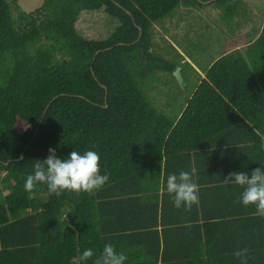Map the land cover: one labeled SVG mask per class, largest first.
<instances>
[{"label": "trees", "instance_id": "1", "mask_svg": "<svg viewBox=\"0 0 264 264\" xmlns=\"http://www.w3.org/2000/svg\"><path fill=\"white\" fill-rule=\"evenodd\" d=\"M205 1L43 0L26 12L0 0V264H81L86 248L96 264L107 243L125 264H241L233 253L245 247L247 264H264V217L235 203L240 186L223 183L264 166V19L203 76L172 44V58L154 50V24ZM210 3L232 18L244 0ZM94 10L118 23L104 38L75 26ZM177 66L185 84L198 77L171 115L145 84ZM49 148L58 158L97 151L108 183L92 194L25 191ZM192 167L199 203L177 209L167 176Z\"/></svg>", "mask_w": 264, "mask_h": 264}, {"label": "rangeland", "instance_id": "2", "mask_svg": "<svg viewBox=\"0 0 264 264\" xmlns=\"http://www.w3.org/2000/svg\"><path fill=\"white\" fill-rule=\"evenodd\" d=\"M42 2L43 0H17V4L26 12L39 7ZM180 8L173 15L164 18L159 23L160 26H154V50L166 58H172L170 43L186 56L187 61L196 66L197 71L202 70L203 66L225 52L228 45L233 44L237 37L235 29L240 28L239 25L249 11L255 13V27H260L264 19V0H244V4L232 18L226 17L220 7L211 3L189 8L187 14H182L185 8L181 12ZM164 22L166 26L163 25ZM117 24L103 10H94L81 12L75 26L83 36L100 39L106 37ZM164 29H167L165 34ZM161 36H165L162 41L159 38ZM197 77L193 74L183 87L176 76L155 71L146 81L147 95L159 110L177 115Z\"/></svg>", "mask_w": 264, "mask_h": 264}, {"label": "clouds", "instance_id": "3", "mask_svg": "<svg viewBox=\"0 0 264 264\" xmlns=\"http://www.w3.org/2000/svg\"><path fill=\"white\" fill-rule=\"evenodd\" d=\"M260 139V149L264 150V136ZM48 152L47 158L34 161L33 172L27 175L24 183L25 191H32L38 184H44L57 197L65 191L92 194L101 190L110 179L107 173H100V155L97 151L80 153L73 150L67 158H58L53 148H49ZM196 175L197 169L192 167L191 171L182 170L178 174L167 176L166 190L175 208L183 207L190 211L193 204L199 203V184L193 179ZM223 183L240 186L243 191L235 203H242L244 207L254 205V214L264 217V166L254 169L250 175L231 172ZM248 252L249 249L245 247L235 251L233 255L240 259L241 264H247ZM93 256L94 250L86 248L79 256V261L87 264ZM126 260L124 253L117 252L111 243H107L96 264H125Z\"/></svg>", "mask_w": 264, "mask_h": 264}, {"label": "crops", "instance_id": "4", "mask_svg": "<svg viewBox=\"0 0 264 264\" xmlns=\"http://www.w3.org/2000/svg\"><path fill=\"white\" fill-rule=\"evenodd\" d=\"M185 8V10L182 12V14H187V9H189V8H186V7H181L179 10H180V12L183 10ZM254 12L253 11H251V14L249 13L248 15H246L245 16V19H244V21L239 25V27L240 28H236L235 29V32H234V34L235 35H237V37H236V39L234 40V42H233V44L232 45H228L227 47H226V51H229V50H232V49H234V48H238V49H240V48H242V47H244L245 45H246V43L249 41V38L252 36V33H253V28L255 29V27H254V22H255V16H254ZM156 24H154V26H155ZM158 25L160 26V24L158 23ZM163 25L164 26H166L167 24L164 22L163 23ZM167 31V29H164L163 30V32H164V34H165V32ZM256 31V30H255ZM165 37V36H164ZM164 37H159L160 38V40L162 41L163 39H164ZM185 57V60L187 59L186 58V56H184ZM191 64L193 65V67L194 68H196V66L191 62ZM179 67V75H180V77H179V81H180V83L182 84V86L184 87V85H185V82H184V80H183V77H182V75H181V67L180 66H178ZM197 70V69H196ZM188 73H191L192 74V71L189 69L188 70ZM187 73V74H188ZM198 73L201 75V76H203V73H202V71L200 70V71H198ZM186 74V75H187Z\"/></svg>", "mask_w": 264, "mask_h": 264}, {"label": "water", "instance_id": "5", "mask_svg": "<svg viewBox=\"0 0 264 264\" xmlns=\"http://www.w3.org/2000/svg\"><path fill=\"white\" fill-rule=\"evenodd\" d=\"M209 2H210V0H206L205 1V3H209ZM140 34H141V32L139 30V35L138 36H140ZM173 75L176 76L177 79H179L180 75H179V67L178 66L174 69Z\"/></svg>", "mask_w": 264, "mask_h": 264}]
</instances>
